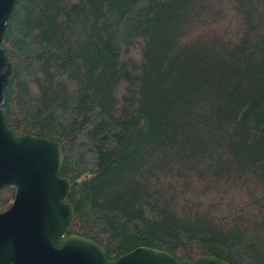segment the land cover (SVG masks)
Listing matches in <instances>:
<instances>
[{
	"label": "trees",
	"instance_id": "16d2710c",
	"mask_svg": "<svg viewBox=\"0 0 264 264\" xmlns=\"http://www.w3.org/2000/svg\"><path fill=\"white\" fill-rule=\"evenodd\" d=\"M2 48L8 128L62 147L69 234L264 264V0H18Z\"/></svg>",
	"mask_w": 264,
	"mask_h": 264
},
{
	"label": "water",
	"instance_id": "95a60500",
	"mask_svg": "<svg viewBox=\"0 0 264 264\" xmlns=\"http://www.w3.org/2000/svg\"><path fill=\"white\" fill-rule=\"evenodd\" d=\"M18 0H0V191L14 187L9 207L0 212V264H229L213 255L179 259L139 246L108 259L95 241L69 234L74 209L66 201L70 181L59 175L64 155L58 141L13 133L3 106L13 67L2 48Z\"/></svg>",
	"mask_w": 264,
	"mask_h": 264
},
{
	"label": "rangeland",
	"instance_id": "374dc122",
	"mask_svg": "<svg viewBox=\"0 0 264 264\" xmlns=\"http://www.w3.org/2000/svg\"><path fill=\"white\" fill-rule=\"evenodd\" d=\"M128 58L133 60L137 65L141 62V42L136 43L128 52ZM124 85L118 87L117 94L120 95L123 91ZM32 92L36 94V89L32 86ZM11 203V202H10Z\"/></svg>",
	"mask_w": 264,
	"mask_h": 264
}]
</instances>
